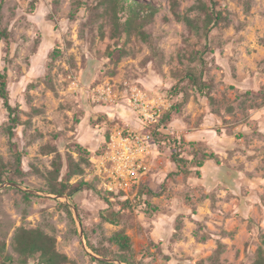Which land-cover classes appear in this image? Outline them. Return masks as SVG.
<instances>
[{"label":"rangeland","instance_id":"obj_1","mask_svg":"<svg viewBox=\"0 0 264 264\" xmlns=\"http://www.w3.org/2000/svg\"><path fill=\"white\" fill-rule=\"evenodd\" d=\"M1 1L0 22L10 35V44L0 42V71L7 67L10 98L18 109L20 131H15L17 142L12 144L6 132L8 116L0 105V185L15 183L38 194L5 186L0 190V214L23 207L28 224L52 217H58L62 224L66 220V234L59 240L42 230L55 239L57 252L68 258L66 264H110L103 259L122 262L125 257L133 264H171L177 259L174 250L183 258L194 259L176 245H187L191 251L210 242L214 245L210 254L197 253L203 258L195 259V264H236L249 243L244 242L233 255L235 245L230 248L226 237L234 239L242 229L250 232V225L264 220V44L257 40L255 31L241 34L242 26L233 27L229 0H196L183 15L180 0H51L50 7L47 0ZM82 8L86 19L78 16ZM213 10L222 13V17L211 25L208 22ZM193 11L201 15L189 19L188 13ZM173 20L177 25L182 21L187 33L181 40L184 47L169 59L173 64L171 79L178 80L168 90L169 95H183L163 118L170 131L164 135L175 137L171 144L177 147L167 155L163 166L167 171L157 176L151 169L142 183V203H148L146 207L139 202L130 207L123 199L112 198L98 177L72 163L70 157L65 162H59L57 157L49 171L45 157L57 149L45 141L61 140L62 134L56 128L64 126L68 119L65 112L71 110L61 92L67 91L77 73L84 77L85 69L89 75L94 72L89 57L83 55L84 49L95 60L107 59L105 69L112 65L104 73L111 78V85L117 78L124 80L133 67L143 72L152 57L140 58L141 53L145 48L151 50L154 45L170 43L169 37L175 32ZM56 61L66 63L68 71L61 68L53 76L51 68ZM42 70L46 71L39 75ZM245 80L254 87L241 90ZM76 124L80 121L76 120ZM89 135L88 129L80 130L82 140L87 141ZM20 141H24L23 148ZM168 143L164 140V144ZM159 153L152 159H161V147ZM175 153L180 157V166L174 162ZM88 155L89 159L81 164L94 167L100 150L89 145ZM24 157H30L25 161L29 172L21 170ZM201 160L204 166L197 168ZM62 168L61 183L74 180L69 184H83L70 203L49 195L50 188L60 184L57 179ZM242 211L247 213L246 219L241 216ZM22 227L40 229L28 228L21 220L10 241L0 244V264H18L22 256L15 249L14 237ZM205 228L212 235L201 237ZM119 232L130 237V252L121 251L108 241ZM263 237L264 233H258L255 239L262 242ZM204 251L208 249L204 247ZM257 252L258 249L247 257L250 264H255Z\"/></svg>","mask_w":264,"mask_h":264},{"label":"clouds","instance_id":"obj_2","mask_svg":"<svg viewBox=\"0 0 264 264\" xmlns=\"http://www.w3.org/2000/svg\"><path fill=\"white\" fill-rule=\"evenodd\" d=\"M207 2V0H205ZM49 7L51 6V0H47ZM180 14L183 15L188 7H191L196 3V0H180ZM229 10L233 12L234 24L233 27L242 26L243 31L241 34L255 31L257 40L264 44V0H229ZM43 15V13H39ZM86 10L81 9L78 16L86 19ZM201 15L198 11L188 13L189 19H195ZM123 22V21H121ZM77 24L80 20H77ZM65 22L62 20L60 24L61 33L64 32ZM175 32L169 37L170 43L166 46L164 44H158L150 48H145L144 52L141 53L140 58L152 57L144 68L143 72L132 68L128 76L124 80H119L113 84H109L110 77H105L104 73L107 72L112 65H109V69H105L104 65L108 63L107 59L101 58L95 60L85 48L83 51L84 56L89 57V65L94 68L93 74H88V69H85V76L81 77L78 73L75 77L74 82H69L71 86L67 91H62L61 95L67 98L68 103L71 105V110L66 111L65 115L68 119L65 121L64 126L57 127L56 132L61 133L62 137L59 141H49L57 149L56 152L51 153L45 157V162L48 165L49 171H51V164L53 160L59 157V162H65L68 157L74 164H80L81 167H85L87 172H91L92 175H96L94 167H87L81 164V161L88 160L89 145L92 149H99L100 156L97 159L100 160H111L113 157L109 151L108 141L105 139L106 134L111 133H127L130 141V147L144 146L145 153H154L155 147L148 146L149 140L158 139L160 143L156 144V147H161L163 156L159 161L155 159L141 160L139 164L135 165V170H139L141 166L145 164L149 169H155L157 176H162L164 171H167L163 166L166 163V158L171 148L177 147L175 144L169 143L164 144L166 139L164 132V125L160 123L161 119L165 115V109L170 107L171 104H175L180 101L181 93L178 96L169 95L168 90L178 80L171 79V72L173 70V64L169 63V59L174 56L177 50L184 47L181 44V40L187 35L183 28V22L175 24ZM31 43V42H30ZM103 46H101V50ZM153 52H158L159 56L153 55ZM258 53H253L257 55ZM264 59V55L261 56ZM79 60V57H77ZM20 63V61H16ZM135 63V62H134ZM63 68L68 71V66L63 61H56L55 66L51 68L53 76L59 74V70ZM35 71V70H34ZM42 70L39 75H43ZM253 71H256L253 69ZM261 71H264V64H261ZM257 76H260V72H256ZM139 76V79L135 77ZM255 79V77H252ZM100 81L97 84V81ZM261 80L264 81V76H261ZM63 82V81H59ZM95 85V86H94ZM43 87V86H41ZM183 87V85H181ZM241 90H247L248 87H254L249 85L245 80L241 85ZM4 103V99L0 98V105ZM13 107L15 103L9 101ZM138 105H142L148 108L152 112L155 119H141L142 113L138 108ZM76 120L80 121V124H76ZM82 128L88 129L90 135L87 141L82 140L79 136ZM19 133L20 129H15ZM159 134L156 137L154 134ZM183 135V133H180ZM175 137H173L174 139ZM192 139V137H188ZM13 140V143H16ZM21 148H23L24 141H20ZM170 145V147H169ZM187 147V145H185ZM32 150L29 149V152ZM252 153H249L251 155ZM30 157H24L22 160L21 170L29 172L30 170L25 166V161ZM134 174V173H133ZM64 177V169H61V174L57 179V183H61ZM91 179V176L89 177ZM129 179H131L129 177ZM70 181L69 183H74ZM123 199V198H121ZM143 207V206H141ZM31 215H34L32 213ZM63 215V213H61ZM241 216L246 219L247 213L241 212ZM193 219L202 220L203 217H194ZM23 221L28 228L37 227L44 230L50 235H54L57 240L64 237L66 230H64V224L67 223L65 220L64 224L60 223L58 217H52L50 219L44 218L39 221H33L28 224L27 219H24L23 207L13 209L7 212V214H0V244L8 243L11 239V234L15 232L18 224ZM215 223V221H213ZM192 227V225H189ZM224 227H228L225 225ZM211 228V225H208ZM205 228L199 235H212ZM251 231L245 232L243 229L238 233L234 239L226 237L225 242L231 245H235V249H232L233 255L235 251L241 250L244 242L249 243V247L246 252H242L239 261L236 264H240L243 261L244 264H250L247 257H251L257 249L264 251V242L257 241L255 237L258 233H264V220H261L257 224L250 225ZM50 229H55V232H51ZM7 234V235H5ZM170 234V231H169ZM216 239H220L219 236ZM93 244H96V239L92 240ZM193 243V241H189ZM62 246V245H60ZM107 246V245H106ZM176 248H184L188 255L194 257L193 260L183 258V254L177 251H173V256L177 257L176 260L171 264H195V259L203 258L210 254L214 245L210 242L204 246L208 251H204V247L197 246L194 250L189 251L187 245H176ZM197 253H203V256H198ZM41 253L36 252L34 255L29 253L25 257H21L18 264H40Z\"/></svg>","mask_w":264,"mask_h":264},{"label":"trees","instance_id":"obj_3","mask_svg":"<svg viewBox=\"0 0 264 264\" xmlns=\"http://www.w3.org/2000/svg\"><path fill=\"white\" fill-rule=\"evenodd\" d=\"M119 1V0H118ZM213 2V0H210ZM3 6V1L0 2V12L2 10ZM140 6L142 9H150V7H145L144 5H136ZM215 6V5H213ZM212 14V19L209 21V24H213L216 21L219 20L220 17H222V13L220 12H215ZM132 13H135L137 15L136 11H133ZM188 24L192 26V21L188 20ZM5 41L8 45L10 44V35L8 31L2 28L1 22H0V42ZM9 76H8V70L7 67H4L2 71H0V98L4 99L3 103V108L4 111L6 112L8 116V126L6 129L7 135L9 137V140L12 144L14 137H15V129L18 128L20 125V118H19V113L18 109L16 107H13L9 101H11L10 98V93H9ZM170 115L167 116L168 119H170ZM156 135V134H155ZM167 142L169 140L172 142L174 141L171 137L166 136ZM207 157L204 155V158ZM174 162L177 165H181L179 162L178 164V159L180 158L179 155H176V153L173 155ZM205 160V159H204ZM204 160H201L197 164V168H202L204 166ZM17 161L20 163V155L17 153ZM181 161H183L181 159ZM78 172L82 173L83 169L80 167L77 168ZM73 175V174H72ZM71 175H69V178ZM2 182V178L0 177V184ZM83 184H69V183H60L57 186H52L50 188L51 194H56V195H67L69 197H73L76 193L80 191V188ZM26 198H30L31 196L28 194H24ZM145 196L144 194V189L140 190L138 193V196L136 197V200L134 203L138 204V202L141 204V206H145L148 204L146 202L142 203V198ZM125 205H131L132 207L133 202L130 201H125ZM106 218V217H105ZM112 222V221H111ZM108 241L119 247L121 251L124 252H130L132 245H131V239L129 236L124 234L123 232H119L112 237L108 239ZM262 242H264V237L262 238ZM14 245L16 251L22 256L25 257L27 254H35L36 252L41 253L40 257V264H66L68 262V258L65 257L64 255H61L60 253L57 252L56 250V243L55 239L46 235L42 230L36 229V230H28L25 228H19L16 231L15 237H14ZM0 254H1V248H0ZM104 256V255H103ZM123 263L127 264H133L130 260H128L126 257L121 258ZM101 264H109V263H104L102 262ZM111 264V263H110ZM255 264H264V251L258 249L257 255H256V261Z\"/></svg>","mask_w":264,"mask_h":264},{"label":"built area","instance_id":"obj_4","mask_svg":"<svg viewBox=\"0 0 264 264\" xmlns=\"http://www.w3.org/2000/svg\"><path fill=\"white\" fill-rule=\"evenodd\" d=\"M170 103V102H169ZM142 116L141 119H155L152 112L147 107L138 105ZM172 108L165 109L167 114ZM165 116V115H164ZM163 116V118H164ZM163 118L160 123L164 125ZM164 134H170V131L166 125H164ZM155 135V134H154ZM156 139L149 140L148 146L155 147L154 153H145L144 146L130 147V141L128 134L111 133L108 140L109 151L111 152V160H100L94 158V168L96 171V177H98L106 190V192L114 197L123 198L124 201L135 202L136 197L141 189L143 180L148 176L151 169L145 164L141 166L139 170H135V165L139 164L141 160L152 159L157 153H159V147H156ZM134 173V174H133ZM129 177L131 179H129Z\"/></svg>","mask_w":264,"mask_h":264},{"label":"water","instance_id":"obj_5","mask_svg":"<svg viewBox=\"0 0 264 264\" xmlns=\"http://www.w3.org/2000/svg\"><path fill=\"white\" fill-rule=\"evenodd\" d=\"M5 186H14V187H18L20 189H23L21 186H19L18 184H15V183H7V184H3V185H0V190L3 189ZM24 191L28 192V193H32V194H38V192L36 191H31V190H28V189H23ZM50 196H53V197H56L58 199H62L64 200L65 202L67 203H70V200H71V197L67 196V195H56V194H49ZM73 209L75 210V214L77 216V220H79L78 218V214H77V211H76V208L73 206ZM83 239H84V236H83ZM104 261H107V262H110V263H119V264H124L123 262H117V261H112V260H105L103 259Z\"/></svg>","mask_w":264,"mask_h":264},{"label":"crops","instance_id":"obj_6","mask_svg":"<svg viewBox=\"0 0 264 264\" xmlns=\"http://www.w3.org/2000/svg\"><path fill=\"white\" fill-rule=\"evenodd\" d=\"M109 136H110V134H109L108 137L106 138L107 141L109 140ZM147 177H148V176H147ZM147 177H145V179L143 180V184L145 183ZM143 184H142V185H143ZM140 190H142V186H141V189H140Z\"/></svg>","mask_w":264,"mask_h":264}]
</instances>
